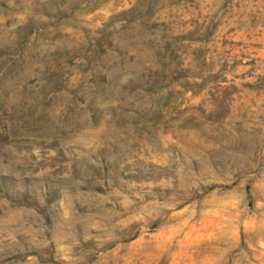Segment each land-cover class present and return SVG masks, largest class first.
I'll return each mask as SVG.
<instances>
[{
    "label": "rangeland",
    "instance_id": "374dc122",
    "mask_svg": "<svg viewBox=\"0 0 264 264\" xmlns=\"http://www.w3.org/2000/svg\"><path fill=\"white\" fill-rule=\"evenodd\" d=\"M0 264H264V0H0Z\"/></svg>",
    "mask_w": 264,
    "mask_h": 264
}]
</instances>
